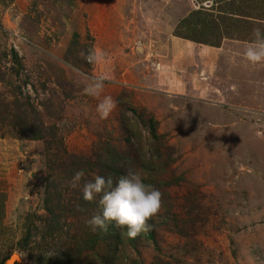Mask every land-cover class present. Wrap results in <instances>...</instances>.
Returning <instances> with one entry per match:
<instances>
[{"label":"rangeland","instance_id":"rangeland-1","mask_svg":"<svg viewBox=\"0 0 264 264\" xmlns=\"http://www.w3.org/2000/svg\"><path fill=\"white\" fill-rule=\"evenodd\" d=\"M152 1L0 0V264H82L91 250L76 243L98 234V254L118 236L112 264H264V103L203 121L198 91L153 86L177 33L244 54L264 28V0H165L172 14ZM251 65L264 76V62ZM96 77L100 95L84 94ZM104 96L116 101L106 118L96 111ZM111 154L153 161L167 190L135 239L86 223L100 207L82 186Z\"/></svg>","mask_w":264,"mask_h":264},{"label":"crops","instance_id":"crops-1","mask_svg":"<svg viewBox=\"0 0 264 264\" xmlns=\"http://www.w3.org/2000/svg\"><path fill=\"white\" fill-rule=\"evenodd\" d=\"M151 2L153 3L152 0ZM167 5L164 0L166 7L163 9L169 10V13L172 14L173 9L167 8ZM180 11L178 8L176 14ZM170 31L169 29L168 32ZM194 43L196 42L192 39L182 38L176 34L166 40L163 53L164 57L167 56L166 65H168L169 73H158L157 79H154L156 80L154 87L164 88V92L169 97L176 93L175 90L187 92L193 88L198 91L200 101H202L198 111L201 112L203 121H208L210 117L207 112L217 111L225 117L226 113L236 111L239 113L256 111L257 105L264 103V87L258 90L262 95L255 92L258 81L264 83V76L261 77L259 72L252 71L254 68L252 69L251 63L246 60L243 52L239 54L240 57H237L236 53L239 52L238 49L241 45L237 46L235 52H229L228 48L220 47L221 44L216 46L210 43L203 44L204 42L201 43L203 45H197L198 43L194 45ZM246 44L248 43L245 42L243 46ZM182 46L185 49H182ZM197 51L198 56L196 57ZM200 51L206 56L199 58ZM236 57L237 59H235ZM171 64L174 66L172 74ZM197 70L202 71L198 74L200 78L195 80L190 74ZM183 71H186L189 76L180 77L181 83L175 84L178 73ZM124 84L127 83L124 82ZM169 87L173 91H169ZM158 88H156L157 91L161 93L162 90Z\"/></svg>","mask_w":264,"mask_h":264},{"label":"clouds","instance_id":"clouds-1","mask_svg":"<svg viewBox=\"0 0 264 264\" xmlns=\"http://www.w3.org/2000/svg\"><path fill=\"white\" fill-rule=\"evenodd\" d=\"M244 56L253 65L264 62V28L256 27L252 30V38ZM102 89L103 78L96 77L83 92L98 97ZM115 107L113 97L104 96L97 104L96 111L102 118H106ZM84 175L83 170L74 174L73 187L79 185ZM81 191L84 201L92 202L99 197L101 212L86 221L92 231L99 229L106 232L109 223L114 221L116 225L127 228L130 239L151 230L148 221L158 214L162 204V192L154 185L145 183L142 174L136 170H129L115 180L111 175L94 174L83 184Z\"/></svg>","mask_w":264,"mask_h":264},{"label":"trees","instance_id":"trees-1","mask_svg":"<svg viewBox=\"0 0 264 264\" xmlns=\"http://www.w3.org/2000/svg\"><path fill=\"white\" fill-rule=\"evenodd\" d=\"M176 35L182 37V35L180 33H177ZM183 37H186V38L192 39L194 41H198V42L209 43L208 41L197 39L193 36L183 35ZM131 110H132V112L136 113L137 115L139 114V113H137L135 108L132 107ZM139 122L141 123V125L143 127L149 129L148 131L151 132L153 137L156 136L157 131H156V127H155V122L152 120V117L147 118L143 115H139ZM33 136H35V135H33ZM158 136H160V135H158ZM127 141L129 142V139H127ZM152 149L155 150L156 147H154ZM107 159H108V161H107ZM111 159H112V162L109 163V161ZM141 159H142L141 157H139L138 155H134V154H125V155L111 154L108 157H106L105 159H101L100 164H102L101 165L102 169L105 172L104 175H111L114 180L129 170H136L137 171V169H139L140 173L144 177L145 183H149V184L154 185L156 188L161 190L164 194L167 193V190L164 191V189L162 187V185L164 184V181L159 179V175H158L159 171L157 168H155L154 162L150 161L147 163V165H145ZM97 198L99 199V197H97ZM162 206L166 207V201H163ZM94 211L95 212H101V209L95 208ZM114 226H116V223L114 221L110 222L108 225V229H113ZM125 229L127 231L126 227H125ZM139 236H142V234H140ZM100 238H99V234H98L96 239L87 237V238H83V239L79 240L76 243V246H78V248H77L78 251H82L83 249H86V248L91 250L90 251V254H91L90 257H87L86 261H84L82 264H91L90 262H92V263L94 262V264H112L111 262L113 259V254H112L111 250L116 248L117 243H119L118 236L116 235V238L114 237V238H112V241L108 242L111 244L108 246L110 248L108 251L98 254L95 246L101 240ZM97 254H98V256H97ZM74 261L76 264L80 263V261H77V260H74Z\"/></svg>","mask_w":264,"mask_h":264}]
</instances>
